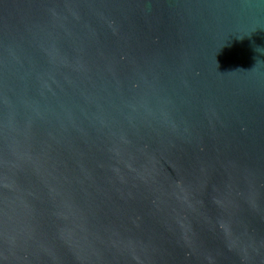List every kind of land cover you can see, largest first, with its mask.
<instances>
[{
  "label": "water",
  "instance_id": "water-1",
  "mask_svg": "<svg viewBox=\"0 0 264 264\" xmlns=\"http://www.w3.org/2000/svg\"><path fill=\"white\" fill-rule=\"evenodd\" d=\"M0 264H264V0H0Z\"/></svg>",
  "mask_w": 264,
  "mask_h": 264
}]
</instances>
